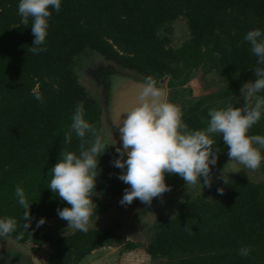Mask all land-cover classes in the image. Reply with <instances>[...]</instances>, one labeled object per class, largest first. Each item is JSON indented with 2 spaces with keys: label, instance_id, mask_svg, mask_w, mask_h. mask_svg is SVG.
<instances>
[{
  "label": "trees",
  "instance_id": "16d2710c",
  "mask_svg": "<svg viewBox=\"0 0 264 264\" xmlns=\"http://www.w3.org/2000/svg\"><path fill=\"white\" fill-rule=\"evenodd\" d=\"M17 6L18 0H0V217L16 219V230L7 236L28 242L33 252L48 246L45 264H78L100 245L123 238L111 227L56 236L47 232L48 221L59 217L57 208L69 206L48 185L60 152L79 151L81 141L74 132L71 143H64L76 106L83 102L85 119L98 133L102 124L100 103L79 81V61L94 54L144 81L168 76L170 102L191 70L206 66L224 81L216 96L235 95L257 79V57L243 37L250 29L264 30V0H61L59 12L50 9L46 51L38 54L29 50L31 19L22 24ZM177 18L184 19L188 38L173 47L171 24ZM248 134L264 135V116ZM118 155L108 145L100 156L93 194L119 192V179L109 173L122 171L112 164ZM165 181L174 189L183 179L166 173ZM17 185L35 217L28 230L15 196ZM96 208L93 214L103 207ZM40 217L46 222L36 228ZM245 246L251 251L241 256L238 250ZM134 248L130 241L123 247ZM144 251L166 264H264V181L239 170L222 196L196 194L180 202L172 215L158 216Z\"/></svg>",
  "mask_w": 264,
  "mask_h": 264
},
{
  "label": "clouds",
  "instance_id": "9594fccd",
  "mask_svg": "<svg viewBox=\"0 0 264 264\" xmlns=\"http://www.w3.org/2000/svg\"><path fill=\"white\" fill-rule=\"evenodd\" d=\"M50 9L59 12L61 0H18L17 11L21 23L27 25L31 19L34 40L29 50L34 54L46 51L44 45L52 15ZM243 39L257 57V66L253 68L257 79L242 86V107L228 105L226 108L209 109L210 119L203 130L189 129L182 119V109L164 98V93L155 86L151 77L146 78L139 103L128 110L117 125L121 146L115 148L119 155L112 160V164L122 170L118 173V179L129 185L120 200L122 205L131 204L134 199L150 205L153 198L170 191L171 186L165 181L166 173L178 174L186 185L201 182L203 187H211L210 166L217 163L212 134H222L230 160L250 170L261 166L264 155L260 149H264V135L248 133L264 116V95H260L264 92V30L250 29ZM34 97L43 102L41 93L35 92ZM73 132L81 141L79 151L60 152V159L50 169L48 187L69 205L58 207L57 215L68 222V227L87 233L94 211L92 197L96 193V178L101 171L99 158L110 144L85 119L83 102L76 106L72 114L70 129L64 134V143H71ZM89 135L93 139H86ZM222 178L227 183L224 175ZM223 191L222 187L217 188V192ZM15 196L24 209L26 223L23 227L28 230L32 219H35L30 214L31 203L20 185L15 188ZM45 222L46 218L40 217L36 220V228ZM16 228L15 218L0 217V238ZM250 251V246L238 250L241 256H248Z\"/></svg>",
  "mask_w": 264,
  "mask_h": 264
},
{
  "label": "rangeland",
  "instance_id": "374dc122",
  "mask_svg": "<svg viewBox=\"0 0 264 264\" xmlns=\"http://www.w3.org/2000/svg\"><path fill=\"white\" fill-rule=\"evenodd\" d=\"M172 33L170 44L173 47L181 45L188 38V30L184 19L177 18L171 24ZM79 81L85 89L97 98L102 108L101 127L99 134L112 148L119 145L115 142V127L108 123L104 107L107 103V93L112 82L119 78L135 77L137 74L128 70L115 68L107 61H103L97 55H89L82 58L76 69ZM168 76H164L156 83H163L166 89V100L170 95L167 88ZM104 83V84H103ZM104 86L106 90L103 91ZM224 88V81L220 74L206 66H200L191 70L190 76L184 85L176 87L178 95L171 102L181 107L182 119L192 130H203L207 127L209 109L226 108L228 105H243L244 98L241 92L231 96L219 98L216 94ZM185 105V106H182ZM214 140L213 149L217 150V163L211 167V187L204 186L201 182L196 185H186L183 180L178 186L162 194L161 197L153 198L150 205L134 199L131 204L122 205L120 200L124 189L129 185L120 182V190L114 196L94 194L92 197L93 208L101 205V212L94 213L90 217L88 227H111L122 235L120 243L102 244L88 256L84 257L80 264H166L163 258H151L145 253L144 248L153 232L156 219L160 215H172L175 207L182 201L188 200L196 194H204L209 198L222 196L227 190V182L239 171L244 170L250 179L258 182L264 181V161L256 170H250L235 160H230L227 155L228 146L222 139V134H212ZM115 144V145H111ZM262 155L263 149H260ZM110 176L118 178V173L110 171ZM202 179V178H201ZM223 188V193L217 192V188ZM97 209V208H96ZM68 222L60 217L53 218L47 223V232L51 236L71 233L75 229L68 227ZM128 241L134 243L136 248L124 250ZM50 250L47 245L41 246L33 252L28 242L19 243L5 236L0 238V264H33L31 259H37L45 264ZM78 263V264H79Z\"/></svg>",
  "mask_w": 264,
  "mask_h": 264
},
{
  "label": "water",
  "instance_id": "95a60500",
  "mask_svg": "<svg viewBox=\"0 0 264 264\" xmlns=\"http://www.w3.org/2000/svg\"><path fill=\"white\" fill-rule=\"evenodd\" d=\"M144 82L142 79L129 76L115 80L108 89L107 103L104 110L108 123L115 127V142L119 146H121V141L117 125L124 118V114L139 103V96ZM154 84L164 93V98L166 99L165 85L163 83ZM31 260L33 264H43L36 258Z\"/></svg>",
  "mask_w": 264,
  "mask_h": 264
},
{
  "label": "crops",
  "instance_id": "0c3cea01",
  "mask_svg": "<svg viewBox=\"0 0 264 264\" xmlns=\"http://www.w3.org/2000/svg\"><path fill=\"white\" fill-rule=\"evenodd\" d=\"M89 254H91V253H89ZM86 256H88V255H86ZM86 256H85V257H86ZM83 259H84V258H83ZM81 262H82V261H81ZM79 264H80V263H79Z\"/></svg>",
  "mask_w": 264,
  "mask_h": 264
}]
</instances>
